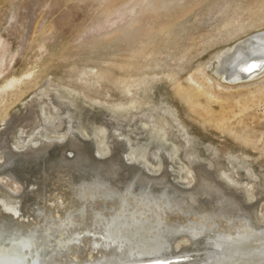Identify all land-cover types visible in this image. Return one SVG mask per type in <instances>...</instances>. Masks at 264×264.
Listing matches in <instances>:
<instances>
[{
	"label": "rangeland",
	"instance_id": "obj_1",
	"mask_svg": "<svg viewBox=\"0 0 264 264\" xmlns=\"http://www.w3.org/2000/svg\"><path fill=\"white\" fill-rule=\"evenodd\" d=\"M229 20L230 27L223 28ZM262 31L264 0H0V50L7 52L0 66V114L5 115L0 116V170L7 171L0 173V201L6 197L13 209L31 176L30 181L39 178L46 195L52 192L53 206L71 212L78 221L71 231L85 230L82 238L90 237L87 229L105 225L94 210L101 202L114 206L108 193L119 195L120 204L105 216L174 218L170 224L184 235L177 240L182 244L175 243L178 249L190 246L183 230L192 228L196 216L204 228L226 227L234 239L244 238L239 214L218 213L212 194L194 192H200L202 168L264 223V75L245 86L232 85L218 72L224 50ZM249 103L255 108L244 111ZM118 139L127 143L122 150L114 145ZM74 140L86 144L63 145ZM44 143H52V150L27 163L13 165L5 158ZM142 145L150 147L145 152ZM137 166L151 169L149 176L135 171ZM164 175L181 190L155 182ZM83 205L88 210L80 211ZM129 227L108 234L111 248L95 250L94 240L83 241L79 258L104 257L115 243L146 244L142 227ZM235 228L238 235L231 231ZM194 230L208 235L206 229ZM234 243L224 240L221 251L240 248Z\"/></svg>",
	"mask_w": 264,
	"mask_h": 264
},
{
	"label": "bare ground",
	"instance_id": "obj_2",
	"mask_svg": "<svg viewBox=\"0 0 264 264\" xmlns=\"http://www.w3.org/2000/svg\"><path fill=\"white\" fill-rule=\"evenodd\" d=\"M230 25H231L230 20L226 21L225 24L223 25V28H229ZM1 46H4V44L0 45V47ZM2 48L0 50V66L4 62V57L7 53V52L5 53L6 48L5 47H4L5 49L4 48L2 49ZM218 61H219L218 72L222 73L223 76L226 77L225 79L228 82L232 83V85L233 84L234 85H245V86L254 85L264 75V31L255 33L252 36H250L249 38H247L246 40L241 41L240 43L235 44L234 46H230V48L224 50L219 55ZM250 61H254V62L252 63L251 67H249V69H247L248 67L242 68V65L247 64ZM228 66H230V68ZM2 68H1V70H2ZM249 71L253 72V73L250 74ZM218 72H217V74H218ZM0 73H1V71H0ZM11 84H13V83L7 82L6 86L7 85L10 86ZM199 90H200V88H199ZM249 94L254 95L252 90L249 91ZM9 100H11V99H9ZM9 106H7V107H9ZM254 108H255V104L249 103L246 105V107L243 108V110L244 111H248V110L251 111ZM6 109H5V111L2 109V111L6 112L7 111ZM1 114H3V113H1ZM1 114H0V116H1ZM9 118L10 117L6 116L3 119L4 121H6L8 123V126H10L13 123L9 120ZM143 128L147 129L149 127L147 125H143ZM149 129L151 132H153V128H149ZM38 132H40V131H38ZM154 139H156V138L154 135H152V138L149 142H152V140H154ZM124 143H125L124 139L123 140L118 139L117 141L114 142V145H116L115 146L116 148L119 147V150H122L123 147L124 146L126 147V145H127V143L126 144H124ZM85 144L86 143L83 141L80 142L79 140H74L73 142H71L69 144L65 143L63 145H66V146L68 145V147H70L72 149V148L79 147V146L82 147ZM152 144H153V142H152ZM161 144L162 143H160L158 146L160 147ZM149 145H148V147H150ZM146 146L147 145H142L140 148L143 151L148 150V147H146ZM52 148H53L52 143H51V145H49L48 143L47 144L44 143L42 145H39V146L37 145L35 147L28 146L27 148H24L23 151H21L20 148H18L19 150L14 148L15 152L11 151V152L7 153L5 158L7 160L12 159L13 161L9 162V163L14 162L13 165L15 163H18V164L24 163V162L27 163L29 161L28 160L29 158L41 157V155H43V153L46 154L47 151L52 150ZM63 148H65V147H63ZM98 150L100 151L101 149H98ZM104 150H111V149L106 147ZM163 150H164V148H163ZM174 150H178V149L176 147H174ZM132 152H134V151H132ZM135 152H137V151H135ZM139 153H141V152H139ZM99 154L100 153H98V155ZM104 154H106V153H104ZM142 154H143V152H142ZM173 156H175V155L173 154ZM131 157H132V155H131ZM133 158H134V156H133ZM133 158H131V160H133ZM172 159H173V157H172ZM145 160H146V158H145ZM159 161H161V160H159ZM126 165L124 163V168L127 167ZM148 165H150V164L148 163ZM146 166L147 165H145V167ZM133 169H134V167H133ZM12 170H13V168H12ZM19 170H20V168H19ZM26 170H28V169H26ZM134 170L139 172V174H142L145 177H148L150 174L149 171L151 169L144 168L143 166L142 167L137 166V168ZM201 170H202V168H201ZM201 170L199 171L200 175H198L199 176L198 178L200 179L199 180L200 192L199 191L197 192V190H196V192H194V193L212 194L215 197V200H213V201L216 202V204L218 206V210H219L218 213L228 214V215L231 213L239 214L240 218H243L245 220L244 225L246 224L245 227H246L247 232H245L244 238L241 239L238 237L237 239L235 238L236 239V241H235L234 237L227 234L228 232H225L227 230L226 227L223 230H221V229L218 230L216 228L214 230H212V229H210L209 226H207V228H204L205 226L203 227V223L198 222L200 217L196 216V218H197L196 223H194L193 225L189 224L190 226H192V228H190V229L185 228L183 230L186 233L188 232V234H186V233L185 234H186V236H188V237H186V238H188V239H186V241L191 242L190 246H186L187 247L186 249H178L177 247H175V243H177V242L179 243V241H177V240H180V238L183 237L184 235L181 236L177 232L179 230L180 226L170 224V222L174 219L172 217H170V218H172V220L169 218L170 222L165 221V219H163V216H161V218L157 217V219L160 220L157 223L156 222L157 219H151L149 216H148L149 218L145 217L146 219L144 218V219H142V220L140 219L138 221L137 220L134 221V219L132 220L131 217H127L126 215L121 216V214L105 216V214H104L105 211L110 212L111 210H113V212H114V209H116V207H117L118 202L115 199V196L118 197L119 195L114 194V193H108L105 195L110 199V201L113 202L114 206L111 203H107V202H101V203H97L95 205V206L99 207L98 208L99 210L95 209L94 212H96L95 214L97 215V218H100L103 221V223H104V221L106 222L104 225L105 228H104V226H103V228H101V230H100V228L98 229V227L95 228V230L93 228H90L89 231L86 228L87 232H88L87 234L90 235V237H88V238L83 237L82 238V236L79 234L82 232L85 233V230H82L81 232H79L80 229L78 231H74V232L71 231L72 225L74 226V224H76L78 222L75 218H73V215L71 214V212H69L65 208H62L61 206L60 207L53 206V204L50 203L51 201L53 202L52 192H48V194H50L49 196L46 195L47 191L44 188V186L39 184V181L37 182V180L39 178L36 179V181H30L31 176H29V174H28L29 171H27V174L30 178H27L24 175L26 177L25 182H27V186H26L24 193L21 196L19 195L20 198L17 200L14 208L13 209L9 208L10 202H9V200H7L6 197H4V199H2V202L0 201V264H124V263L133 262V261H137V260H139V262H146V261H152V260H163L164 262H162V263H165L166 261H169L173 258H183V259L180 262L170 263V264H264V227H262V225L264 223L262 224V221H258L259 219L257 220V218L252 215L251 207L248 206L246 203H244L242 201V199L237 194H235V193L229 191L228 189L224 188L220 183L217 184L212 179L210 180L209 177H207L208 173H206L205 170H202V171ZM161 171H162V168L157 170V172H159V173ZM5 172L7 173L6 170H3V169L0 170L1 175L5 174ZM12 173L17 175L16 172H12ZM19 176H21V175H19ZM223 177L225 179H228L224 174H223ZM5 180H6V178H5ZM149 182L151 183V181H149ZM155 182H157L160 186H167L168 188L170 187L169 190H174V188H175V190H177L176 189L177 187L174 184H171L172 182H170L167 175H164L161 179L155 180ZM13 190L14 189H12L11 191H13ZM179 190H181V189H179ZM179 190H177V191H179ZM193 196L195 197L196 195L193 194ZM1 197H2V195H1ZM145 197H147V196H145ZM148 198H151V197H148ZM11 199H12V197H11ZM98 199H100V198H98ZM144 199H146V198H144ZM95 200H96V198H95ZM91 201H93V200H91ZM89 202H90V200H89ZM144 202H146V201H144ZM81 203H83V202H81ZM90 203H92V202H90ZM118 204H120V203H118ZM85 205L82 206V209L80 211L88 210V208L84 207ZM103 206H105V209L100 210ZM129 206H131V205H129ZM69 207H71V209H73L72 212L78 211L77 207H75L73 205L72 206L69 205ZM66 208H68V205L66 206ZM148 210H149V208H148ZM200 214H202V213H200ZM128 215H129V213H128ZM94 218H96V217L94 216ZM135 218H136V216H135ZM196 218H194V219L196 220ZM137 219H138V217H137ZM149 219H151V220H149ZM182 219H180V220H182ZM126 220L128 221V224L130 225V227L128 226V224L125 225ZM107 222H108V224H107ZM95 225L93 226V224H92L93 227H95ZM136 225L139 227L140 226L142 227L141 231H143L144 236L141 237L140 236L141 232L140 231H138V232H140L139 236L141 238H144L142 240H145V238H146V240H147L145 242L146 244L140 243L141 241H137V242H133L130 244L128 243V245L121 248L117 243H115L116 247H113L112 252H109L108 255H104V257L102 256L99 259H94V255H90L89 259H80L79 258V255H78L79 251L77 250V247H79V244H81L83 241L85 242V245H88L89 239L94 240L92 247L95 250L99 249V248H104V247H106V248L110 247L111 248L113 237H109L108 234H110V233L113 234L115 231L116 234L119 235L120 233H122L124 231V229H127L128 227L131 228V226L136 227ZM237 225L235 224V226H237ZM79 227H80V225H79ZM88 227H89V225H88ZM193 227H195V228H193ZM182 228H184V227H182ZM194 229H206L205 231H206V234H208V235H206V236L200 235L199 236L194 232V231H198V230H194ZM237 230H239V229L235 228L231 231L238 235ZM133 232L135 233V230ZM127 233H129V232H127ZM143 233H142V235H143ZM149 234H150V236H149ZM122 235H125V234H122ZM111 238H112V240H110ZM231 239H234V241ZM115 240H117V239H115ZM160 240H161V242H159ZM224 240L232 242V243L235 242L236 246H237V244L238 245L240 244L239 245L240 248H237V247L231 248L230 247L231 249L229 250V248H228L229 246H227L226 248H228L227 250H229V251L223 252V251H221V249L223 248L222 242ZM124 241H125V239H124ZM152 241H156L155 244L152 243ZM186 241H185V243H186ZM87 255H89V253H87ZM213 255H214V257L212 258L211 256H213Z\"/></svg>",
	"mask_w": 264,
	"mask_h": 264
},
{
	"label": "water",
	"instance_id": "obj_3",
	"mask_svg": "<svg viewBox=\"0 0 264 264\" xmlns=\"http://www.w3.org/2000/svg\"><path fill=\"white\" fill-rule=\"evenodd\" d=\"M183 258H173L169 261H166L165 263L163 260H152V261H146V262H139V260L137 261H133V262H128V263H124V264H170V263H177L182 261Z\"/></svg>",
	"mask_w": 264,
	"mask_h": 264
}]
</instances>
